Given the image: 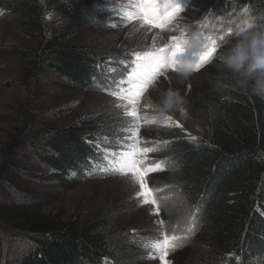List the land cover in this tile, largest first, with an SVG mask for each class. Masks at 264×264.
Segmentation results:
<instances>
[{"label": "trees", "instance_id": "trees-1", "mask_svg": "<svg viewBox=\"0 0 264 264\" xmlns=\"http://www.w3.org/2000/svg\"><path fill=\"white\" fill-rule=\"evenodd\" d=\"M199 1L186 0L189 10L182 21L200 19V27L208 26L206 30L194 28L197 48L202 49L203 37L217 38V54L198 71L203 72L221 61L220 56L227 51L221 43L235 40L241 24L237 14L243 20L255 18L264 24V0H203L205 10L198 15L194 9ZM100 2L0 0V11L14 15L29 36L44 34L43 16L49 10L70 21L67 26L51 28L44 37L29 72L33 79L46 71L69 82H55L62 89L88 88L111 55H126L117 44L78 37L90 20L107 17L103 10L107 7ZM231 11L236 14L232 20L236 26L231 34L223 33V24L218 22ZM221 35L223 41L219 40ZM0 52L34 56L20 46L0 48ZM241 79L236 73L233 79L218 81L210 89V100H193L186 106L191 109L195 135H186L179 127L161 126L171 140L160 147L147 144L154 152L163 148V155H159L165 161L162 169L171 164L168 177H175L174 189L195 211L196 227L187 254L200 264H264V99L252 92L250 82L242 84ZM34 88L28 80L29 98L18 108L17 125L9 131L0 161V228L29 239L12 264H121L120 252L126 256L129 245L142 242L138 236L117 230L110 216H87L80 208L64 218L47 213L44 207L57 201V195L35 189L45 182L93 171L102 151L93 143L86 144L84 135L93 142L102 131L112 138L120 132L107 129L100 117L63 127L44 124L37 120L42 115ZM40 166L47 173L37 171ZM168 225L163 226L167 232ZM144 240L150 241L145 246L151 247L157 238Z\"/></svg>", "mask_w": 264, "mask_h": 264}, {"label": "rangeland", "instance_id": "rangeland-1", "mask_svg": "<svg viewBox=\"0 0 264 264\" xmlns=\"http://www.w3.org/2000/svg\"><path fill=\"white\" fill-rule=\"evenodd\" d=\"M40 1L44 2L45 0ZM100 1L102 5L107 7L103 9L107 13V17L99 16L97 19L90 20L88 26L78 33V37L82 40L93 38L103 42L106 41L105 43L108 44H117L126 55L121 56L119 53L111 55L109 60L105 61L103 66L100 67L98 77L92 81L88 88L76 87L71 90H65L55 85V82L69 85V82L62 76L46 71L34 79L29 75V72L35 66L40 44L44 37L48 35L50 29L67 26L70 21L62 14L49 10L43 16L44 34L29 36L17 24L14 15L0 11V48L9 49L13 46H20L34 55L31 58H24L0 52V161L2 159V147L7 141L9 131L17 125L18 108L29 98L28 80L35 84L34 92L39 101L40 115H42L37 120L44 124L55 128V126L63 127L88 119L97 121V117H100L107 129L117 130L120 134H116L115 138H112L107 132L103 133L102 131L95 135L98 137L93 142L87 138L88 134L84 135L86 144L93 143L100 147L102 151L93 171L88 172L92 174L89 175L84 171L65 180L57 179L51 183L45 182L36 186L35 189L57 195V201L44 207V211L47 213L59 214L64 218L69 217L80 208L86 212L87 216H110L114 219L113 222L116 223L117 230L130 236H138L142 242L129 245L126 256H123L124 252H120L122 256L119 257L118 261L122 262L121 264H159L158 259L150 260L147 258L152 248L145 246L150 241L144 240L153 239V237L158 238L156 235L158 225L155 223L157 218L151 214L148 206H140L139 201L135 198L137 187L130 178L121 175H107L101 171L102 168H107L110 161L114 159L113 153L119 154L126 151L127 144L130 143V141L125 140L128 135V118L124 114V109L117 107L118 104L126 102L119 101L111 93L119 92L117 85L121 80L127 79L126 64L131 60V50H141L151 46L154 35L157 36L155 41L157 46L166 43L170 35H181V31L186 34V39L193 40L196 36L195 27L198 29L205 28L206 30L208 26L200 27L202 23L200 19H194L188 23L183 22V13L179 17L177 31L159 33L158 30H152V32L146 33L143 28L139 27L138 21H128L127 19L128 13L136 11L132 7L133 0ZM203 6V0L197 2L194 9L195 14L199 15L203 12L205 10L202 8ZM226 15L227 18L218 22L223 24V33L236 26L232 22L233 15L236 14H232L231 11L226 12ZM236 17L239 22L243 21L241 14H237ZM234 43L235 40H230L225 44L221 43V45L223 50H228ZM187 73V75H184L183 71L167 72L163 77H159L157 82L149 89V92L145 94L141 105H145L146 102L152 103L162 114L171 115L174 120L176 119L168 126L177 127L176 122H178L182 125L179 128L184 134L193 136L196 134V129L191 121V109L188 110L186 106H191L194 103L193 100L207 102L213 97V92L210 90L213 89L212 85L217 84L218 81L222 82L224 79H233L236 77V73L228 70L222 61L208 67L203 72L190 71ZM209 75L213 77L210 88L207 86L210 80ZM121 86L127 87L126 84ZM169 93L173 94V106L165 107ZM151 108L142 107L141 112L144 113H140L150 115L149 118H155L156 113L148 114L153 110ZM162 125L157 122L145 125L141 121V140L157 147H160L164 141L171 140L161 131ZM101 137L104 138L101 140ZM123 147L124 149H120ZM163 153V148L152 152L149 154L148 160L161 163V166H163L164 159L160 158ZM262 154L264 155V147ZM150 155L155 158H151ZM170 165L167 163V169L150 173L147 178L149 187L159 189L156 193L162 207L159 219L165 221L163 225L165 227L170 223L168 225L169 232L172 229L175 231L185 228L184 220L187 213L190 211L195 212L184 204L182 197L174 189L176 179L172 175L168 177V167ZM37 171L47 173L43 166H40ZM167 219L170 221L169 223L166 222ZM28 240L18 233L11 230L6 232L0 228L1 264H8L9 262L12 264L14 260L19 258L23 248L26 249L25 242H28ZM190 246L191 238L182 248L177 249L175 253H170L168 259L172 264H200L199 262H193L191 255L187 254Z\"/></svg>", "mask_w": 264, "mask_h": 264}, {"label": "snow or ice", "instance_id": "snow-or-ice-1", "mask_svg": "<svg viewBox=\"0 0 264 264\" xmlns=\"http://www.w3.org/2000/svg\"><path fill=\"white\" fill-rule=\"evenodd\" d=\"M132 7L134 12L127 14L128 21L136 20L139 27L144 31L152 32L158 30L159 33H170L177 31L179 17L188 11L186 0H133ZM232 28L228 33H232ZM185 33L181 35H170L167 42L157 46L155 41L157 36L152 37V44L141 50H131L126 71L127 79L121 80L117 87L119 92H112L111 95L121 102L117 107L124 109V114L128 118V135L125 137L127 150L119 154L113 153L114 159L110 161L107 168L101 171L107 175H121L130 178L137 187L135 198L139 201L140 206H148L151 214L156 217L155 223L158 225L159 236L155 243L151 245L152 251L148 259H158L159 264H172L168 259L170 253H175L177 249L182 248L188 239L194 234L197 216L195 212H188L184 223L186 225L182 230H175L169 233L162 227L165 224L163 219H159L162 212L161 202L156 193L157 188H151L148 185L150 173L162 171L161 163L150 162L148 155L154 152L153 147L147 146V141L140 138L141 121L145 125L156 123L155 119L148 116H141L142 107L151 108L152 105H141L142 99L149 89L157 82L159 77H163L167 72H180L181 66H187L192 71H199L206 64L210 63L218 51L217 38L205 36L202 38V50L189 51V43L185 38ZM225 37L219 36L223 41ZM191 57V59H188ZM195 67H191V62ZM187 75V71L183 72ZM126 84L127 87L121 85ZM173 94L169 93L165 107L173 106ZM155 111V109H153ZM162 114V113H161ZM166 121L171 123L173 118L166 117ZM177 127H182L176 122ZM163 143H168L164 141ZM144 146H141V145ZM91 175L92 173H88Z\"/></svg>", "mask_w": 264, "mask_h": 264}, {"label": "clouds", "instance_id": "clouds-1", "mask_svg": "<svg viewBox=\"0 0 264 264\" xmlns=\"http://www.w3.org/2000/svg\"><path fill=\"white\" fill-rule=\"evenodd\" d=\"M196 44L195 40L190 44V52ZM221 61L228 70L240 73V82H250L252 92L264 99V24L257 23L255 18L243 20L235 32V43L221 56Z\"/></svg>", "mask_w": 264, "mask_h": 264}, {"label": "bare ground", "instance_id": "bare-ground-1", "mask_svg": "<svg viewBox=\"0 0 264 264\" xmlns=\"http://www.w3.org/2000/svg\"><path fill=\"white\" fill-rule=\"evenodd\" d=\"M146 104H150V105H152V103H150V102H146ZM152 108L153 109H155V111L154 110H152V111H150V112H148V114H153V113H156L157 114V116L154 118L155 119V121L156 122H159V123H168L167 121H166V117L167 116H171V115H168V114H161V111L159 110V109H156L153 105H152ZM151 108V109H152ZM143 111V110H142ZM141 113H144V112H141ZM144 115H146V114H144ZM162 117H161V116ZM147 116V115H146ZM148 116H150V115H148ZM172 118H173V116H171ZM151 118V117H150ZM151 119H153V118H151ZM176 120V119H175ZM174 119H173V121L172 122H174L175 121ZM171 122V123H172Z\"/></svg>", "mask_w": 264, "mask_h": 264}]
</instances>
